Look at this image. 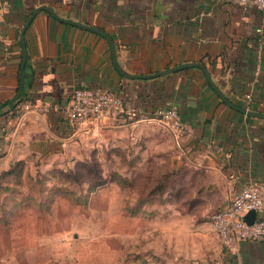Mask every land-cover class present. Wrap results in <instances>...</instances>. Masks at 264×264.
Instances as JSON below:
<instances>
[{"label":"crops","instance_id":"crops-1","mask_svg":"<svg viewBox=\"0 0 264 264\" xmlns=\"http://www.w3.org/2000/svg\"><path fill=\"white\" fill-rule=\"evenodd\" d=\"M40 5L52 7L56 17L39 11L25 30L21 95L48 110L28 113L18 126L17 114L0 108L1 170L54 157L81 132L109 126L131 132L134 140L143 135L149 148L171 155L179 190L199 214L226 206L247 183H264V119L226 105L196 67L149 79L124 77L108 41L75 25L107 33L128 74L200 62L230 102L245 108L250 93L248 109L264 113V44L255 33L264 30V10L238 0H0V104L18 92L19 34ZM77 87L120 95L124 111L93 124H70L65 109ZM157 108L177 109L185 132L175 134L153 120ZM220 247L219 264H264V242Z\"/></svg>","mask_w":264,"mask_h":264},{"label":"rangeland","instance_id":"rangeland-1","mask_svg":"<svg viewBox=\"0 0 264 264\" xmlns=\"http://www.w3.org/2000/svg\"><path fill=\"white\" fill-rule=\"evenodd\" d=\"M132 137L101 126L0 167V264H219L211 213L188 206L172 156Z\"/></svg>","mask_w":264,"mask_h":264},{"label":"built area","instance_id":"built-area-1","mask_svg":"<svg viewBox=\"0 0 264 264\" xmlns=\"http://www.w3.org/2000/svg\"><path fill=\"white\" fill-rule=\"evenodd\" d=\"M238 1L242 5L264 10V0ZM255 33L261 47L264 44V30L257 27ZM251 101V94L246 93L245 108H249ZM47 110L44 104L24 101L17 107L18 124L22 123L28 113L39 115ZM123 111L124 105L120 95L101 88L77 87L70 96L65 114L69 123L75 125L83 122L97 123L105 116L117 117ZM152 119L178 135L186 130L175 108H157L153 111ZM251 210L256 212V218L249 225L244 217ZM208 223L210 230L225 248L231 249L241 241L264 242V184H245L226 206L209 215Z\"/></svg>","mask_w":264,"mask_h":264},{"label":"water","instance_id":"water-1","mask_svg":"<svg viewBox=\"0 0 264 264\" xmlns=\"http://www.w3.org/2000/svg\"><path fill=\"white\" fill-rule=\"evenodd\" d=\"M45 10L48 13H50L52 16L56 17L54 10L52 7L47 6V5H40L38 7H36L34 9V11L32 12V14L30 15V17L27 19L26 23L24 24L20 34H19V41L21 44V48H22V61H21V70H20V82H19V89L17 94L11 99V101H14L16 99H18L21 94H22V90H23V81H24V72H25V64H26V60H27V51H26V47H25V38H24V33L26 28L28 27V25L30 24V22L32 21V19L34 18V16L39 12ZM75 25L87 29L89 31L95 32L99 35H101L102 37H104L111 48V54H112V61L114 64V67L116 68V70L124 77L127 78H143V79H149V78H154L157 76H161V75H165V74H169L172 72H175L177 70H181L184 68H188V67H196L199 68L203 71L207 82L210 84V86L212 87V89L218 94V96L221 98V100L228 105L229 107L235 109L236 111L246 115V116H251V117H258L261 119H264V113H260L257 111H253L247 108H242L240 106L235 105L234 103L230 102L225 95L220 91V89L217 87V85L212 81L210 72L208 71V69L205 67V65L203 63L200 62H187V63H183L168 69H165L163 71L154 73V74H146V75H132V74H128L127 72H125L123 69H121V67L118 64L117 58H116V51H115V45L113 40L111 39V37L105 33L104 31L96 28V27H92V26H88V25H84L81 23H75ZM3 107V104H0V108ZM256 218V212L254 210L249 211L245 217L244 220L246 221L247 224H252L254 222Z\"/></svg>","mask_w":264,"mask_h":264},{"label":"trees","instance_id":"trees-1","mask_svg":"<svg viewBox=\"0 0 264 264\" xmlns=\"http://www.w3.org/2000/svg\"><path fill=\"white\" fill-rule=\"evenodd\" d=\"M24 101H29L31 103H34L35 102V103H39V104H44V103H41V102H39L37 100H34L33 98L23 97L22 95L18 99L14 100V101L7 100V101H5V102H3L1 104H3V108H4V106L5 107L6 106H9V108H11V110H12V115H14L17 112L18 105H20ZM22 164H23V161H17V162H15L14 164H12V166H10V168L8 169L7 172H5V174H9L10 175L12 173H15V171L16 172L19 171V169L22 167Z\"/></svg>","mask_w":264,"mask_h":264}]
</instances>
